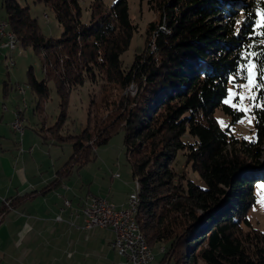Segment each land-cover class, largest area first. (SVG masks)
Returning a JSON list of instances; mask_svg holds the SVG:
<instances>
[{"label":"trees","instance_id":"16d2710c","mask_svg":"<svg viewBox=\"0 0 264 264\" xmlns=\"http://www.w3.org/2000/svg\"><path fill=\"white\" fill-rule=\"evenodd\" d=\"M34 2L53 10L60 38L43 35L18 0H3L1 6L18 46L43 56L42 79L27 73L37 99L34 112L41 117L48 82L60 100L56 123L36 133L43 143L72 146L41 193L62 186L96 160L98 147L122 133L140 198L135 220L147 245L162 248L159 264H264V232L249 221L255 185L264 183V2L149 0L156 20L147 26L146 44L127 70L120 56L134 26L126 0L108 8L95 4L87 22L80 20L78 0ZM249 63L254 70L251 139L221 128L214 116L222 110L231 124L244 118L225 100ZM97 78L107 93L97 105L103 111L93 126L89 116L79 134L62 135L71 91ZM130 86L134 94L126 91ZM187 167L199 184L186 174Z\"/></svg>","mask_w":264,"mask_h":264},{"label":"rangeland","instance_id":"374dc122","mask_svg":"<svg viewBox=\"0 0 264 264\" xmlns=\"http://www.w3.org/2000/svg\"><path fill=\"white\" fill-rule=\"evenodd\" d=\"M2 1L0 0V22H4L6 17L5 10L1 6ZM115 1L78 0L80 20L82 22L90 20L91 11L95 4H101L103 7L108 8ZM126 1L129 19L134 26V31L128 49L120 56L123 70L130 68L134 56L145 46L147 26L156 20V14L151 9L149 0ZM18 2L21 6L29 8L31 17L37 19L43 35L51 38H60L62 27L56 21L55 14L51 8L44 4L35 3L34 0H18ZM21 51L25 52L21 55L17 54V52L20 53ZM41 59H43L42 55L38 57L30 48L25 50L21 46H18L13 52H9L8 50L0 52V87L4 88V83H8L9 86H6V88H9L10 91V95L7 97L2 94L1 90L0 99L9 108L13 109L16 104L19 106L20 111L18 112H20V116L21 112L23 113L21 125L27 131L32 130L34 127L36 130L39 128L48 129L56 123L60 114V100L51 82L47 84L49 87V98L43 106L41 117L37 116L34 112L37 99L27 85V73L31 70L37 80L42 79ZM11 62H13L12 65L10 64ZM103 84L104 81L97 78L93 82L85 81L82 85L77 86L71 91L68 100L67 118L61 131L62 135L74 136L79 134L85 128L87 117L89 116L92 122L90 124L94 125L96 114L103 111L97 105L102 95L107 94L103 93ZM253 85L254 70L253 65L249 63L246 66L244 79L235 88H229L228 97L225 100L227 104L237 108V110L244 114V118L241 121L231 124V117L226 115L222 110L214 112V116L221 128H229L235 135L248 139H251L253 135V120L250 115ZM14 88L18 91V96H15ZM19 88H21L22 94L19 92ZM135 90L134 86H130L126 91L134 94ZM111 95L116 94L113 91ZM1 106L0 104V109ZM219 121H223V123H219ZM45 131L44 133H46ZM32 132L34 131L32 130ZM122 137L123 135L120 133L112 138L106 146L98 147L96 149V160L82 168L77 175H73L69 184L76 186L79 184V180H82V183L89 182L91 184L89 187L91 192L95 194L100 192L104 196L113 198L112 200L114 201H121L129 191L135 190V180L132 179L129 171V165L122 147ZM55 147L62 155L61 165H63L72 153V146L69 142L64 141L56 144ZM185 172L189 178H192L199 184L198 175L195 172L189 167L185 169ZM114 174H118L119 177H115ZM66 190L69 191L68 189ZM82 192L84 191H80V193ZM254 194L255 204L249 213V221L253 228L264 232V183L255 185ZM152 250L155 257L153 264H158L162 248L156 246Z\"/></svg>","mask_w":264,"mask_h":264},{"label":"crops","instance_id":"0c3cea01","mask_svg":"<svg viewBox=\"0 0 264 264\" xmlns=\"http://www.w3.org/2000/svg\"><path fill=\"white\" fill-rule=\"evenodd\" d=\"M6 86L9 84L0 87V93L2 90L8 97ZM0 104V264H129L115 253L110 229L75 228L83 224L82 214L76 212L75 218L63 208L65 199L77 209L87 194H93L121 209L128 193L121 201H114L100 192H91L89 182L79 180L78 185L71 186L72 176L59 188L41 193L65 164L61 165L62 155L53 142H42L35 127L34 132L24 128L21 135L12 131L19 106L9 108L1 99Z\"/></svg>","mask_w":264,"mask_h":264},{"label":"built area","instance_id":"2783aa9c","mask_svg":"<svg viewBox=\"0 0 264 264\" xmlns=\"http://www.w3.org/2000/svg\"><path fill=\"white\" fill-rule=\"evenodd\" d=\"M0 49H6L9 52L14 51L13 45L9 43L7 39L6 31H2L1 22ZM18 90L22 94L21 88ZM17 116L20 115H15L11 123V129L21 135L23 126L17 123ZM114 176L119 177L118 174ZM132 197L133 196L129 192L125 201V206L121 209H118L105 198L93 194H87L81 206L77 209H73L70 205V201L65 199L63 208L68 209L70 211L69 216L75 218L78 216L76 212L82 214L84 224L82 227L74 226L75 228L83 230H90L93 228L110 229L114 233L112 247L115 253L119 257L125 259L129 264H151L153 256H147L145 250H140V248H138L128 223ZM58 220H60V218H58Z\"/></svg>","mask_w":264,"mask_h":264},{"label":"bare ground","instance_id":"6f19581e","mask_svg":"<svg viewBox=\"0 0 264 264\" xmlns=\"http://www.w3.org/2000/svg\"><path fill=\"white\" fill-rule=\"evenodd\" d=\"M1 28L2 31H6L7 39L9 43H11L14 47V50L18 47V40L16 37L9 31L8 24L6 21L1 22ZM11 65L13 62L10 63ZM15 115H20V112H16ZM17 123H20L21 125V118L20 116H17ZM135 190L131 191V195L133 196L131 198V207H130V215L128 216V223L130 226V230L132 233V236L134 237V241L137 244L138 248L140 250H145V253L147 256H153V250L147 245L142 233L139 230V226L136 223L135 220V214L138 210L139 204H140V198L138 195V185L137 183L134 184Z\"/></svg>","mask_w":264,"mask_h":264},{"label":"snow or ice","instance_id":"6c2138e0","mask_svg":"<svg viewBox=\"0 0 264 264\" xmlns=\"http://www.w3.org/2000/svg\"><path fill=\"white\" fill-rule=\"evenodd\" d=\"M262 2H264V0H262ZM238 23H239V21H238ZM260 27L262 29H264V19H262L261 24H260ZM261 35L264 36V32H262ZM261 43H264V40H261ZM219 123H223V121H219Z\"/></svg>","mask_w":264,"mask_h":264}]
</instances>
